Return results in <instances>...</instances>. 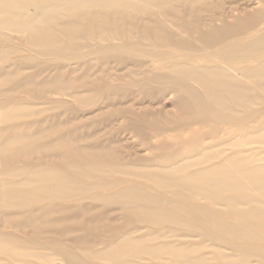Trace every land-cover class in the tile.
Instances as JSON below:
<instances>
[{"label":"rangeland","instance_id":"obj_1","mask_svg":"<svg viewBox=\"0 0 264 264\" xmlns=\"http://www.w3.org/2000/svg\"><path fill=\"white\" fill-rule=\"evenodd\" d=\"M256 169L264 0H0V264H264Z\"/></svg>","mask_w":264,"mask_h":264},{"label":"bare ground","instance_id":"obj_2","mask_svg":"<svg viewBox=\"0 0 264 264\" xmlns=\"http://www.w3.org/2000/svg\"><path fill=\"white\" fill-rule=\"evenodd\" d=\"M9 4H14V2H9ZM20 10V7H17L15 12H8L9 14L13 15V16H16V15H19V11ZM13 13V14H12ZM17 17V16H16ZM27 25V26H26ZM24 27V29H31L33 26H34V23L33 22H29L27 23ZM215 69H212V70H205V68H202V72H198L197 74L201 73V75H206L208 74L209 72H213ZM205 79V78H204ZM213 82V81H212ZM211 95V94H210ZM208 96V95H207ZM208 98V97H207ZM174 121H169L170 124H175L176 123V119H172ZM230 165V163L226 164L225 166H228ZM225 166L223 167V169H225ZM222 169V170H223ZM211 171V170H210ZM215 170H212L211 171V174H205L204 176H202V173L201 175L198 177L200 178L201 180H203L204 182H207L208 184H211V185H215V186H219V188L224 185L226 183V181L228 180H234V178H236V180H240L241 182H249V183H255V184H264V176H259V175H262L263 173L261 172V170H254V172H252L249 176L247 175H242V176H238L237 173H236V177L235 175H229L227 178V180H221L220 179V174L217 173V172H214ZM227 174V173H225ZM205 177H211V179L209 180H205L204 178ZM236 182V181H235ZM57 184L55 182L52 183L51 185V189L52 188H56ZM167 215V213H156L155 215L153 213H147L146 216H148L149 218L151 219H156V218H162V216H165Z\"/></svg>","mask_w":264,"mask_h":264}]
</instances>
